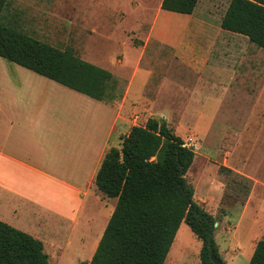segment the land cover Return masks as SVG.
Instances as JSON below:
<instances>
[{"label":"crops","instance_id":"0c3cea01","mask_svg":"<svg viewBox=\"0 0 264 264\" xmlns=\"http://www.w3.org/2000/svg\"><path fill=\"white\" fill-rule=\"evenodd\" d=\"M86 1L107 5V60L81 57L112 73L106 100L0 57V220L42 241L48 264L90 262L117 204L95 184L104 157L136 126L135 115L143 126L160 113L184 142L195 132L203 148H218V160L199 168L197 202L215 216L209 205L219 208L224 182L210 172L229 167L254 181L238 206L259 224L264 195L254 211L251 203L255 188L264 190V50L221 27L231 0H199L190 15L163 10L164 0ZM115 48L120 56L108 53ZM228 129L239 133L232 151L220 149ZM183 224L171 261L184 256Z\"/></svg>","mask_w":264,"mask_h":264},{"label":"trees","instance_id":"16d2710c","mask_svg":"<svg viewBox=\"0 0 264 264\" xmlns=\"http://www.w3.org/2000/svg\"><path fill=\"white\" fill-rule=\"evenodd\" d=\"M198 2L164 0L162 9L190 15ZM7 3L0 0V57L98 101L107 99L110 71L4 22ZM221 27L264 50V0H231ZM238 136L228 129L220 149L232 151ZM196 157L165 120L150 118L132 127L120 147L107 152L97 172V190L117 204L92 260L81 264H165L183 223L201 241L202 264H215L212 253L222 260L217 218L197 202L187 176ZM217 174L224 182V199L245 205L254 181L223 165ZM48 262L42 241L0 220V264ZM249 264H264V238L256 243Z\"/></svg>","mask_w":264,"mask_h":264},{"label":"rangeland","instance_id":"374dc122","mask_svg":"<svg viewBox=\"0 0 264 264\" xmlns=\"http://www.w3.org/2000/svg\"><path fill=\"white\" fill-rule=\"evenodd\" d=\"M220 1L228 2L227 0ZM3 21L16 26L18 30L39 41L49 43L59 49H70L82 58L103 56L107 60V5L92 4L86 0H8L3 13ZM128 35L130 36V33ZM108 53L115 54L116 57L121 55L120 49L116 48ZM146 65L147 60L143 62L135 77L137 85H140L141 81L146 78L148 71ZM156 118L164 120L160 113L156 115ZM184 135L188 136V139L193 137L189 142L193 143L194 146L191 148L197 157L188 173V178L195 184L203 160L209 159L212 162L218 160V148H203V137L199 133L186 132ZM208 139L216 143V133H211ZM249 167V165L245 167V171L250 170ZM250 173L259 174L262 177V174L254 169ZM210 175L212 178L219 177L215 170L211 171ZM261 195H264V190L258 185L254 190L251 210L255 209V202L260 199ZM238 204L224 199L219 208L217 204L209 205L210 211H213L215 216L221 220L218 223L215 238L219 243L220 256L225 264H249L253 254L247 257L248 255L243 253L264 238V207L256 209L261 220L257 224L250 218L249 213L243 216V208ZM178 238L184 241V246L187 245L183 251L184 256L181 259H172V261L168 258L166 264H202L200 261L202 244L185 223L180 229Z\"/></svg>","mask_w":264,"mask_h":264},{"label":"built area","instance_id":"2783aa9c","mask_svg":"<svg viewBox=\"0 0 264 264\" xmlns=\"http://www.w3.org/2000/svg\"><path fill=\"white\" fill-rule=\"evenodd\" d=\"M133 121H134L136 126H139V117L138 116L135 115L133 117ZM190 140H192V138L189 139L187 142H185V146H187L189 148H191V146H194L192 142H189Z\"/></svg>","mask_w":264,"mask_h":264},{"label":"water","instance_id":"95a60500","mask_svg":"<svg viewBox=\"0 0 264 264\" xmlns=\"http://www.w3.org/2000/svg\"><path fill=\"white\" fill-rule=\"evenodd\" d=\"M211 258L215 264H224L223 261L215 255V253H212Z\"/></svg>","mask_w":264,"mask_h":264}]
</instances>
